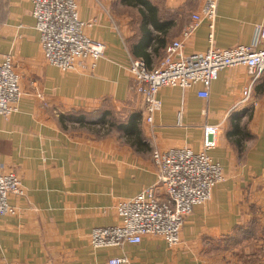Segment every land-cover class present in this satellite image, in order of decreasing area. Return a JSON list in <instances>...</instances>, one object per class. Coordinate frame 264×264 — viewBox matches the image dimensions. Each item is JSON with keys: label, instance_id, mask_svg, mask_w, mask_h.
I'll return each mask as SVG.
<instances>
[{"label": "crops", "instance_id": "obj_1", "mask_svg": "<svg viewBox=\"0 0 264 264\" xmlns=\"http://www.w3.org/2000/svg\"><path fill=\"white\" fill-rule=\"evenodd\" d=\"M150 1L173 23L158 56H152L150 68H155L166 46L181 38L199 1ZM121 8L116 0H79V17L95 21L86 33L103 43L105 55L91 72L63 73L44 59L31 2L0 0V62L11 54L23 93L18 111L0 119V166L14 171L24 188V196L10 197L16 215L0 221V264H107L121 256L131 264H222L220 250L225 254L242 231L264 227V71L247 103L241 93L252 77L243 66L221 70L205 100L196 95L198 86L185 92L162 88L161 109L148 125L128 72L139 19ZM216 13L211 43L203 22L183 42L185 55L204 53L209 43L219 49L248 46L255 27H264V0H219ZM157 45L152 41L144 52ZM108 105L122 120L141 113L139 148L115 132L60 123V115ZM234 124L237 134L231 133ZM206 125L213 145L208 153L226 179L185 219L177 249L147 235L139 244L93 250L90 233L117 224L116 204L155 183L152 151H200ZM157 194L164 196L160 189Z\"/></svg>", "mask_w": 264, "mask_h": 264}, {"label": "built area", "instance_id": "obj_2", "mask_svg": "<svg viewBox=\"0 0 264 264\" xmlns=\"http://www.w3.org/2000/svg\"><path fill=\"white\" fill-rule=\"evenodd\" d=\"M195 1H199L198 8L191 14L181 38L166 46L155 68H148L141 58L129 62L128 72L137 83L136 91L143 103V119L148 125L153 124L161 109L157 94L162 88H178L185 92L198 86L200 90L196 95L205 100L209 98L210 86L221 70L243 66L252 77L250 85L241 93V101L247 103L252 85L264 71V27H255L248 46L215 48L210 43L219 0ZM29 2L34 30L39 36L46 63L63 73L93 71L96 63L104 58L106 48L86 33L95 21H83L79 17V0ZM203 22L210 30L209 48L204 53L185 55L183 42L193 36ZM19 79L12 56L8 54L0 62V119H7L18 111L23 95ZM209 131L210 127L204 126L200 151L188 147L152 151L155 183L116 204L117 224L95 227L90 233L89 244L93 250L139 244L147 235L161 238L170 250L180 245L185 219L192 214L194 207L207 204L213 189L226 179L221 165L208 153L213 148L208 142ZM159 189L164 196L157 194ZM12 196H24L22 182L14 171L5 172L0 166V221L3 217L16 215V207L10 203ZM107 264H131V260L125 256L113 257Z\"/></svg>", "mask_w": 264, "mask_h": 264}, {"label": "trees", "instance_id": "obj_3", "mask_svg": "<svg viewBox=\"0 0 264 264\" xmlns=\"http://www.w3.org/2000/svg\"><path fill=\"white\" fill-rule=\"evenodd\" d=\"M117 2L128 8L133 9L137 13L139 19L138 31L140 37L138 42L131 46L132 55L135 58H141L148 68L152 61V56H158L159 46H163L167 34L169 33L173 23L172 21L164 20L159 13L156 5H153L150 0H117ZM157 32L160 35H154ZM156 42L158 45L152 49V53L144 52L146 47H149L151 42ZM234 116L232 117V121ZM141 113H132L124 120H118L110 111H92L91 114L82 111L71 112L70 114L60 115V123L65 122L77 124L79 127L94 126V129L99 133L108 134L116 132L117 134L126 137L130 144L139 148L141 146V130L140 126ZM231 133L237 134L239 128L237 124L232 125Z\"/></svg>", "mask_w": 264, "mask_h": 264}, {"label": "rangeland", "instance_id": "obj_4", "mask_svg": "<svg viewBox=\"0 0 264 264\" xmlns=\"http://www.w3.org/2000/svg\"><path fill=\"white\" fill-rule=\"evenodd\" d=\"M117 2V0H116ZM118 3V2H117ZM124 15L137 19V13L133 9L126 7L119 9ZM108 109H100V111H110L116 119L121 120V113L116 111L114 106L108 105ZM91 113H89L90 115ZM113 133V132H112ZM116 133V132H115ZM234 244L228 246L226 253L220 250L222 264H264V227L258 228L256 232H244L234 240ZM178 247V246H177ZM177 249V248H176ZM175 250V249H173Z\"/></svg>", "mask_w": 264, "mask_h": 264}, {"label": "bare ground", "instance_id": "obj_5", "mask_svg": "<svg viewBox=\"0 0 264 264\" xmlns=\"http://www.w3.org/2000/svg\"><path fill=\"white\" fill-rule=\"evenodd\" d=\"M179 148V147H178Z\"/></svg>", "mask_w": 264, "mask_h": 264}]
</instances>
